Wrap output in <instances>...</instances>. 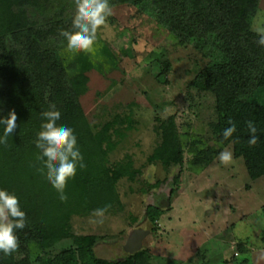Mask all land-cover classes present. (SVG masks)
Listing matches in <instances>:
<instances>
[{
  "label": "trees",
  "instance_id": "16d2710c",
  "mask_svg": "<svg viewBox=\"0 0 264 264\" xmlns=\"http://www.w3.org/2000/svg\"><path fill=\"white\" fill-rule=\"evenodd\" d=\"M111 4L152 11L178 44L192 46L208 61L196 71L188 89L214 98L215 117L209 128L217 147L205 148L194 140L192 167L206 169L232 145L251 178L263 177L264 47L252 28L260 0H111ZM41 10L47 13L43 23L34 17ZM75 14L74 0H28L17 7L10 0H0V116L12 110L17 113L15 132L6 145H0V187L19 196L28 217L26 228L18 232V249L9 256L0 253V264H151L147 249L120 260L98 258L97 237L74 232L76 217L93 216V210L106 205H110L106 216L122 211L118 184L123 179L134 181L141 173L129 157L111 159L119 140L136 123L132 111L115 113L97 124L85 114L80 99L87 93L89 78L79 59L66 51L60 35L71 28ZM159 77L163 81V73ZM51 104L61 111L63 124L75 129L86 163L68 183L66 201L40 173L42 165L36 159L34 141L41 112ZM229 118L236 122L237 132L225 140L222 130L230 126ZM247 120L258 128L256 146L247 143ZM158 122L160 142L149 163L183 167L185 148L176 119ZM165 211L147 209L152 233ZM59 245L63 248L57 251Z\"/></svg>",
  "mask_w": 264,
  "mask_h": 264
},
{
  "label": "rangeland",
  "instance_id": "374dc122",
  "mask_svg": "<svg viewBox=\"0 0 264 264\" xmlns=\"http://www.w3.org/2000/svg\"><path fill=\"white\" fill-rule=\"evenodd\" d=\"M10 1L17 7L28 0ZM112 8L109 37L98 40L94 54L74 55L89 78L80 101L93 124L132 111L136 123L111 159L129 157L141 173L134 181L119 182L122 211L105 215L103 224L94 223L98 218L93 216L76 217L75 234L97 237L98 258L120 260L127 255L123 246L131 234L151 229L147 209L160 207L166 211L158 230L144 241L151 264H264V176L253 180L232 145L223 150L232 154L227 164L217 157L204 170L191 165L194 140L205 148L217 147L209 128L215 100L188 89L208 61L192 46L178 44L152 11L131 4ZM46 16L44 10L34 12L42 23ZM252 28L264 29V0ZM169 117L176 119L183 140V167L148 160L160 142L158 121Z\"/></svg>",
  "mask_w": 264,
  "mask_h": 264
},
{
  "label": "clouds",
  "instance_id": "9594fccd",
  "mask_svg": "<svg viewBox=\"0 0 264 264\" xmlns=\"http://www.w3.org/2000/svg\"><path fill=\"white\" fill-rule=\"evenodd\" d=\"M75 17L70 29H63L60 35L66 41V51L72 55L94 54L98 40L110 35L109 18L113 15L111 0H74ZM259 37L258 44L264 47V29H254ZM62 113L55 104L41 112L40 129L34 141L38 150L36 159L42 167L40 173L56 190L61 201L68 199V183L75 179L78 170L86 168L79 138L75 129L62 122ZM228 127L222 130V136L228 140L237 132V124L229 118ZM249 135L248 145L256 146L259 140L258 128L253 120L246 121ZM17 128L15 110L6 116H0V145H6L9 137ZM218 158L222 164L232 159L229 151H221ZM110 205L93 210L94 223L103 224L105 213ZM28 223L26 211L19 196L5 187H0V253L12 255L19 247L18 232Z\"/></svg>",
  "mask_w": 264,
  "mask_h": 264
},
{
  "label": "water",
  "instance_id": "95a60500",
  "mask_svg": "<svg viewBox=\"0 0 264 264\" xmlns=\"http://www.w3.org/2000/svg\"><path fill=\"white\" fill-rule=\"evenodd\" d=\"M150 230L142 228L136 229L131 236L127 239L126 244L123 246L124 251L127 254H135L144 249L145 239L151 235Z\"/></svg>",
  "mask_w": 264,
  "mask_h": 264
}]
</instances>
